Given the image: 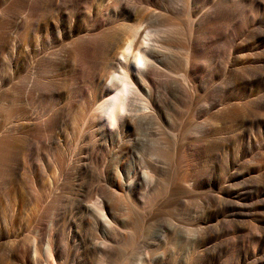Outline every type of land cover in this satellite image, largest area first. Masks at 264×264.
Listing matches in <instances>:
<instances>
[{"label": "bare ground", "instance_id": "1", "mask_svg": "<svg viewBox=\"0 0 264 264\" xmlns=\"http://www.w3.org/2000/svg\"><path fill=\"white\" fill-rule=\"evenodd\" d=\"M75 1L0 0V67L10 68L15 58L14 50L22 46L20 38L14 33L15 27L28 30L30 37L22 58L27 59L33 67L38 61L59 65L72 61L73 66L77 64V69L84 72L85 43H89V52L97 67L92 75L95 86L89 89L78 87L73 93L74 98L83 100V113L76 118L78 128L70 126L65 113L55 109L38 117L30 113V123L37 124L39 128L37 140L27 131L29 129L14 127L10 123L14 127L10 131L11 126L8 125L11 117L19 116L24 111V107L12 108L11 104L28 98L37 85L36 80L27 75L25 79L21 77L9 83L14 69L7 75H0L1 113L8 119L0 123V165L3 166L8 145L16 141L13 137L24 138L30 146V151L20 150L19 155L15 156L10 168L15 173L41 167L42 164L34 159L32 149L38 148L45 160L43 148L50 142L51 149L55 150L51 166L58 170L61 178L74 180L76 190L69 207H55V219L48 230L45 249L44 215L35 222L39 233L33 238L32 246L24 243L19 233L14 235L6 254L10 264H114L119 258L118 249L122 246L121 235L127 238L126 250L129 251L132 246L128 245L129 234H132L123 233L118 226L134 224L131 203L139 208L148 204V196L139 195L138 186L146 182L147 191L153 186L157 188L168 169L165 162L155 156L149 162L152 168L147 179L142 165L136 164L128 170V180L124 184L119 178L120 164L113 155L116 148L128 150V138L138 126L146 123L158 124V128L151 126L148 135L155 136L161 143L166 132L161 129L160 123L165 122L177 132L174 147L179 146L178 136L186 125V109L196 99L192 76L200 65L193 54L203 43L193 35V29L189 32V45L180 36L182 24L178 19L185 12L189 14L192 26L227 18V22L221 24L215 33L205 27L208 41L218 42L214 48V61L218 62L221 55H227L223 67L226 80L218 83L224 89L223 95L227 101H221V104L235 122V129L230 132L227 143L232 155L235 153V157L240 159L254 154L264 145V111H258L264 110V0H177L173 7H162L163 11L159 14L151 11L156 6L151 9L141 7L144 3H151V0H87L85 5L78 0L77 6L67 12L65 9ZM154 5H158V2ZM152 19L163 28L149 29L148 24ZM110 24H113V33L102 36L94 32ZM42 26L49 31L58 30L59 48L54 47L46 52L41 47L42 41H34L31 34L42 29ZM64 37L70 38L71 46H66ZM64 49L72 57L57 61V56L52 53H60ZM257 60L258 63H255ZM7 84H10L8 90H2V86ZM57 84V80L49 79L42 84L45 87L43 90L59 96L62 88ZM2 92L4 94L1 96ZM217 101L215 96L208 99L205 104L207 110H212ZM239 107L243 111L241 114ZM33 120H37V123ZM210 123L205 122L207 129ZM7 134L12 135L10 138L4 137L8 140L3 141V136ZM148 135L145 138L148 139ZM236 161H232V171L227 173L231 189L229 198L221 203V206L227 207L234 222L229 230H240L241 225L238 226L235 218L250 212L253 195L257 197L256 205L264 210V174L263 180L257 182L250 171L257 169L259 163L239 164ZM8 178L7 172L0 173L3 187H6ZM216 181V178H211L208 184L214 187ZM55 184L62 191L66 189L57 180ZM189 193L188 188L176 182L166 191L162 205L180 206L182 197ZM48 197L44 191L36 192L29 200L39 204ZM156 204H161V201ZM2 213L3 210H0V224ZM12 224L13 221H10V226L8 223L7 235ZM82 225L88 228L84 229ZM22 229L23 226L20 227ZM93 229H101L102 237L95 234ZM204 233L207 241L198 253L201 257H209L211 249L207 244L211 243V230ZM2 235L0 229V240ZM249 238L255 240L254 245L249 243ZM145 243L149 244L147 241ZM229 244L233 246L230 264H264V239L261 235L239 240L233 238Z\"/></svg>", "mask_w": 264, "mask_h": 264}, {"label": "rangeland", "instance_id": "2", "mask_svg": "<svg viewBox=\"0 0 264 264\" xmlns=\"http://www.w3.org/2000/svg\"><path fill=\"white\" fill-rule=\"evenodd\" d=\"M174 1L151 0V3H144L141 7L151 9L156 6L157 8L155 7L151 11L159 14L163 11V8L173 7L177 4L178 1L176 0V3ZM85 2L87 0H82L79 3L85 5ZM157 2L158 5H154ZM77 4L78 0L65 10L71 12ZM158 6L160 10H158ZM178 21L182 24L180 36L187 45H189V32L192 29L193 35L198 41L205 43L197 47V51L193 54L194 60L200 65L197 73L192 76V82L196 86V99L186 109V125L181 130V136H178L180 143L177 148L174 147L177 132L165 122L160 123L161 129L166 132L161 143H158L155 136L148 135L151 126L159 127L154 122L142 124L135 129L134 134H132L133 137L131 138V135L128 138V150L123 151L120 148L115 150L113 157L120 164L118 173L124 184L128 180L130 168L137 166L136 164L142 165L144 176L147 179L152 168L149 162L155 156L165 162L168 172L166 176L160 179L157 188L153 186V189L147 191L146 182L138 186L139 195L146 194L148 196V204H145L144 208H139L134 203L130 204L134 224L128 227L118 226V228L123 233L130 232L132 234H129L128 242V245L131 244L132 246L130 245L131 249L129 248V251H127L128 240L121 235L122 246L118 249L119 258L114 264H230L229 261L233 253V246L229 244L230 239L239 240L253 235H261L264 239V210L256 205L257 197L255 195L252 196L253 206L250 212L245 216L235 218L238 226L241 225L240 230L239 228L229 230L234 222L229 216L227 207L221 206V203L229 198L231 191L227 182V173L232 171L231 164L233 160L238 159L236 162L239 164L258 162L257 169L250 170L251 176L257 182L263 180L262 175L264 174V145L254 154L246 157L240 156V159L235 157V153L232 155L230 146L227 143L230 132L235 129V122L232 121L230 113L226 112L224 105L221 104V101L223 103L227 101L223 95L224 89L218 84L220 81L226 80L223 67L227 55L223 54L218 62L214 61V48L218 42L208 41L205 31L207 26L212 33H215L221 24L227 22V18L209 20L206 25L192 26L189 14L185 12ZM148 28L155 30L162 29L163 26L152 19L148 24ZM94 32L102 36L109 35L113 33V24L95 29ZM14 33L20 38L22 46L14 50L15 58L11 61L12 66L10 68L0 67V75H7L9 71L14 69V74L9 79V83L15 82L21 77L25 79L27 75H31L36 80L37 85L28 98L17 103L13 102L10 106L12 108L24 107L23 114L11 117L8 120L1 113L0 107V123H5L8 120V125L11 126L10 131H13L15 126L21 129L27 128L29 129L27 131L37 140L39 128L37 124L30 123L32 120L29 121V114L34 113V117H38L45 115L50 109H55L65 113L67 123L70 126L78 128L76 118L83 113L81 107L83 100L74 98L73 93L78 87L89 89L96 84L92 75L97 67L93 63V55L89 52V43L84 44V72L77 69L76 63L74 67L72 61V63L62 65L38 61L33 67L27 59L22 58L30 37L28 30L23 27H15ZM58 36V30L49 31L43 26L42 29H37L31 34L34 41H42L41 47L46 52L53 50L54 47L59 48ZM63 41L67 47L71 46L70 38L64 37ZM203 45L205 46L203 47ZM52 55L57 56V61L72 57L66 49L60 51V53H52ZM179 55L182 56L181 53ZM16 56L18 57L16 58ZM255 63H258V60ZM216 75H219L217 79H215ZM49 79L58 81L57 86L62 88L61 95L56 96L43 90L45 87L42 84ZM204 82L207 84H204ZM9 86L10 84H7L2 86L1 89L8 90ZM3 94L2 92L1 96ZM214 96L217 97L218 101L215 103L214 108L208 111L205 104L208 99ZM240 110L241 107L238 108V111ZM258 111L263 112L264 110L258 109ZM241 113L243 111H240ZM33 121L37 123V120ZM205 122H211L208 129ZM208 133H211L212 136H208ZM11 135L7 134L3 138L7 136L10 138ZM77 135L78 133L75 134V136ZM147 135L148 139L145 138ZM13 139L16 141L10 142L3 158V166L0 165V173L7 172L9 177L6 181V187H3L0 182V210H3L2 223L0 224L3 233L0 240V264H10L6 259V254L13 243L14 235L19 233V238L24 243L29 246L33 245V238L39 233V230L35 227V222L42 215L45 216L43 220L46 222L43 241L45 249L48 230L55 219V207L59 209L69 207L76 191L75 186L73 187L75 181L67 177L61 178L58 170L51 166V159H53L55 150L51 149L50 142H47L46 147L43 148V152L46 154L45 160L42 159L41 151L38 148L32 149L33 157L42 164L41 167L30 171L24 170L22 173L11 171L10 168L14 164L15 156L19 155V151H30V146L24 138L17 139L13 137ZM7 140L8 138L3 139V141ZM211 178L217 179L214 187L208 184ZM56 180L65 185L66 189L62 191L55 184ZM194 181H196V185H194ZM176 182L188 188L190 193L182 197L180 206H163L162 200L166 195V191ZM43 191L49 196L44 202L35 204L29 200L32 194ZM152 201L154 203H151ZM158 201H161V204H159L161 206L156 204ZM18 202H20L19 206L17 205ZM152 204L154 205L152 206ZM10 221H13V224L10 234L7 235L5 231L10 226ZM21 226H23L22 230H20ZM82 227L84 229L88 228L86 225H82ZM210 230L211 243H208L207 246L211 249V255L201 257L198 252L207 241L204 232ZM93 232L102 237L101 229H93ZM146 241L149 243L148 245H145ZM153 241L154 243H152ZM249 243L254 245L255 240L249 238ZM212 247L216 248L212 249Z\"/></svg>", "mask_w": 264, "mask_h": 264}]
</instances>
